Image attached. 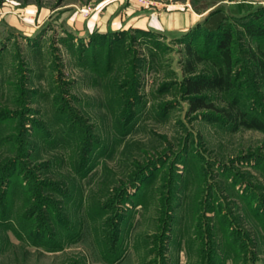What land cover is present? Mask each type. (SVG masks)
Returning a JSON list of instances; mask_svg holds the SVG:
<instances>
[{"label": "rangeland", "instance_id": "374dc122", "mask_svg": "<svg viewBox=\"0 0 264 264\" xmlns=\"http://www.w3.org/2000/svg\"><path fill=\"white\" fill-rule=\"evenodd\" d=\"M247 26L264 0H0V264H264V129L220 111L264 121Z\"/></svg>", "mask_w": 264, "mask_h": 264}, {"label": "trees", "instance_id": "16d2710c", "mask_svg": "<svg viewBox=\"0 0 264 264\" xmlns=\"http://www.w3.org/2000/svg\"><path fill=\"white\" fill-rule=\"evenodd\" d=\"M201 30L207 34H219V39L216 41L215 48L221 55L225 65L230 70L231 60V29L225 23V16L220 10H216L208 14L202 21ZM249 35H264V28L260 26H247L246 27ZM251 57L253 59V65L256 69V74L262 83L264 89V50L258 53L251 52ZM187 93H198L202 90L209 88L212 89H225L229 88L226 76L223 75L222 71H217L210 76H200L195 79H187ZM194 109L197 107H210V104L200 102L198 99L192 102ZM220 111L236 125H242L248 128H255L258 130L264 129V121L256 115H248L231 100L225 107L220 108Z\"/></svg>", "mask_w": 264, "mask_h": 264}]
</instances>
